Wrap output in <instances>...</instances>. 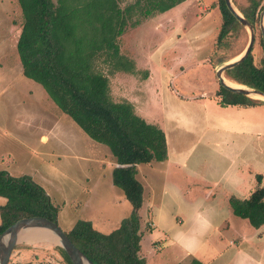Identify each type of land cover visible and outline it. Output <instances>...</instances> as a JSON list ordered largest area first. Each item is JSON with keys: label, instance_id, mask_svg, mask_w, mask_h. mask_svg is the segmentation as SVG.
<instances>
[{"label": "rangeland", "instance_id": "374dc122", "mask_svg": "<svg viewBox=\"0 0 264 264\" xmlns=\"http://www.w3.org/2000/svg\"><path fill=\"white\" fill-rule=\"evenodd\" d=\"M132 2L119 0V5ZM217 4L218 0H184L163 13L138 15V24L126 27L118 37V54L123 63L131 64L130 69H122L116 57L107 58L105 54L96 60V68L108 78L111 98L130 102L135 114L165 128L175 122L184 123V118L211 123L215 117L222 118L221 114H235L228 110L215 112L213 104L220 100L215 71L245 48L248 34L247 38L230 35L226 45L217 46L221 20ZM263 8L264 1L254 27L255 64L262 56L259 16ZM21 21L17 0H0V172L15 178L26 176L39 185L57 209L56 222L63 231L79 219L91 220L96 227L102 224L107 230L108 225L118 226L131 205L111 183L110 152L64 114L39 83L22 74L16 49ZM262 110L260 107L256 117L264 119ZM174 130L173 126L166 132L170 136ZM41 135L46 136L45 141ZM245 140L238 139L239 144ZM252 141L257 151L254 154L249 145L246 160L255 163L264 176V130ZM183 143L190 145L191 136L186 134ZM238 167L236 183L231 178L233 171L210 169L212 175L221 178L213 187L208 186L212 195L205 199L201 198V186L193 187L198 199L177 201L181 192L189 190L184 187L185 181L178 179L177 187L170 186L163 195L159 193L163 204L156 202L147 209L141 205L139 214L141 220L145 219L142 254L149 258L145 264H264V225L253 228L246 218L233 213L231 205L232 198L246 199L263 187L264 177L257 180L259 173L254 177L246 175L247 168H254L249 162L242 173L244 164ZM222 172L225 176H220ZM242 175L251 190L245 191ZM230 183H235L231 190ZM159 196L155 193L156 200ZM159 206L162 212L155 230L162 238L152 241L153 236L148 235L153 232L149 216L156 214ZM174 214L185 218L183 223H171L170 216ZM18 245L9 263L33 260L40 264L47 262L50 255H58L50 246L55 243ZM157 255L160 258L155 260Z\"/></svg>", "mask_w": 264, "mask_h": 264}, {"label": "trees", "instance_id": "16d2710c", "mask_svg": "<svg viewBox=\"0 0 264 264\" xmlns=\"http://www.w3.org/2000/svg\"><path fill=\"white\" fill-rule=\"evenodd\" d=\"M182 1L134 0L121 7L119 0H17L22 21L16 49L22 74L39 83L90 139L108 148L117 164L112 169L111 182L131 205L129 214L109 232L99 231L91 221L84 219L64 231L93 264H145L140 254L139 209L143 186L136 176V165L166 158L162 129L135 114L130 102L111 98L108 78L96 68V60L105 54L107 58L116 57L122 69H130L131 64L123 63L118 54V37L126 27L138 24V15L148 17L163 13ZM231 1L255 27L264 0ZM217 8L221 17L217 46L226 45L230 35L247 38L245 28L227 9L224 0H218ZM259 43L262 56L258 64L254 62L251 48L248 56L227 69L224 75L239 85L264 92L261 34ZM216 95L221 105L256 103L251 97L230 92L220 85ZM260 178L258 175L257 180ZM0 197L4 198V203L0 204V234L22 217L44 216L56 222L57 209L48 195L26 176L15 178L0 172ZM231 205L233 213L246 218L253 228L264 225V186L246 199L232 198ZM50 246L58 255H50L47 262L40 264H73L62 247ZM16 247L20 246L13 250ZM8 264L39 263L29 260Z\"/></svg>", "mask_w": 264, "mask_h": 264}, {"label": "crops", "instance_id": "0c3cea01", "mask_svg": "<svg viewBox=\"0 0 264 264\" xmlns=\"http://www.w3.org/2000/svg\"><path fill=\"white\" fill-rule=\"evenodd\" d=\"M263 102L264 100H261L260 103L251 105H221L220 103L213 104L214 108L217 110L215 111L216 113H222V110H228L229 112H235V114H221L222 118L217 119L215 117V120L212 119L211 123L206 121L192 122L184 118V123L178 124L175 122V124L168 128L159 125L165 136V160L136 165V176L143 186V207H146V209L150 208L151 205H156V202H159L160 205L163 204L161 203V199L163 200V198H161L159 195L166 193L167 188H171L170 186L177 187L179 185L177 182L178 179L184 180V187L188 188L189 190L181 192L180 200L177 198V201H184L185 203H188V200L198 199L194 197L195 194L193 193V187H199V189H201V186V198H207L208 196L212 195L211 187H213L221 178L212 175L209 172L210 169H218L220 167V170L223 168L224 171H233L231 178L236 183L237 180L234 179V176L238 175V164H244V168L241 167L240 170L242 173L246 169V163L249 162L254 168H247L246 175L254 177L259 173L262 180L264 176H262V173L259 171L260 168L258 166L256 168L255 163L251 164L249 160H246V149L250 145L254 154L257 151L256 145L252 139L262 135V131L264 130V119L261 118L260 115H257L258 117H256V114L261 112L260 107L264 108ZM173 126L175 130L173 134L169 136L166 132V129L170 130V128ZM175 131H179V133L175 134ZM186 134L189 135V137L191 136V144L188 146L183 143L186 139ZM245 138L246 140L239 144L238 139ZM40 139L45 141L46 136L41 135ZM237 149H239V151H237ZM229 150L235 151L231 153ZM258 153H260V150ZM222 161L224 162V165L221 167L220 163ZM110 165L112 167V172L113 167L117 164L112 159V161H110ZM247 166H249V164H247ZM220 176L225 175L222 172ZM246 179L245 175H242L240 181L246 184L247 188H245V191H249L251 188H249ZM233 184L230 183V190L233 188V186H231ZM156 185H158V191L156 190ZM208 186L211 187L208 188ZM155 193H157L159 196L158 200L155 198ZM239 193H242V191H239ZM174 201L176 203V198H174ZM160 209V206L156 207V214L149 216L151 217V230L153 229V232L148 233V235L153 236L151 239L152 241L162 238L160 232L158 233L155 230L156 225L159 226L158 219L161 218L162 211H160ZM195 214L198 213L196 212ZM181 217L179 214H174L170 216V221L171 223L174 222L175 225L181 224L185 220V218ZM194 217H196V215ZM188 220L190 219L188 218ZM142 221L145 222V219L142 218L141 220V232L143 231ZM92 225L101 232H109L111 229L117 227H111L108 225L107 230V228H105V226L102 224L96 227L95 223L92 222ZM161 232L164 233L165 230L161 228ZM142 235L143 239L145 236L144 234ZM140 254L143 256L142 248ZM153 255L156 254L154 253ZM157 256L154 257L155 260L160 258L159 256L157 258ZM144 258L145 263L146 261L148 262L149 258L146 256Z\"/></svg>", "mask_w": 264, "mask_h": 264}, {"label": "water", "instance_id": "95a60500", "mask_svg": "<svg viewBox=\"0 0 264 264\" xmlns=\"http://www.w3.org/2000/svg\"><path fill=\"white\" fill-rule=\"evenodd\" d=\"M227 9L245 28L248 34V41L245 48L234 58L222 63L215 71L219 85L230 92L242 94L250 97L251 95H259L264 99V92L246 86L233 87L225 83L224 72L240 62H242L251 51L255 39V28L247 21L243 15L236 9L231 0H224ZM259 29L262 40L264 41V8L259 16ZM261 100V99H260ZM48 232L55 238L56 245L62 247L73 264H93L87 256H85L79 248L69 239L67 234L59 227L57 222L44 216L22 217L9 225L0 234V264H8L12 251L15 246L27 240L32 235Z\"/></svg>", "mask_w": 264, "mask_h": 264}, {"label": "bare ground", "instance_id": "6f19581e", "mask_svg": "<svg viewBox=\"0 0 264 264\" xmlns=\"http://www.w3.org/2000/svg\"><path fill=\"white\" fill-rule=\"evenodd\" d=\"M225 83H227L228 85L230 86H233V87H240L242 85H239L237 83H235L234 81L228 79V78H225ZM252 99H261V100H264L261 96L259 95H251L250 96ZM38 243H53L55 242V238L50 235L48 232L44 231V232H41V234H35V235H32L31 237H28L27 240H24L22 242H27V243H35L37 242Z\"/></svg>", "mask_w": 264, "mask_h": 264}]
</instances>
